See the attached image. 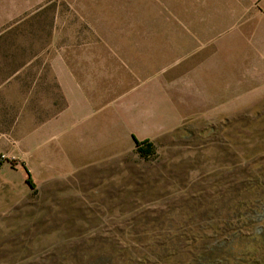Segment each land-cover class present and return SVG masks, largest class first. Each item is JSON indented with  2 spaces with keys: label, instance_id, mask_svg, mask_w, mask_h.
I'll list each match as a JSON object with an SVG mask.
<instances>
[{
  "label": "rangeland",
  "instance_id": "rangeland-1",
  "mask_svg": "<svg viewBox=\"0 0 264 264\" xmlns=\"http://www.w3.org/2000/svg\"><path fill=\"white\" fill-rule=\"evenodd\" d=\"M128 1L4 0L17 13L0 37V87L19 71L22 88L0 91V264H264V36L207 28L204 108L149 156L67 170L29 154V133L62 103L54 86L27 98L28 58L49 76L45 51L101 34L92 16Z\"/></svg>",
  "mask_w": 264,
  "mask_h": 264
},
{
  "label": "crops",
  "instance_id": "crops-1",
  "mask_svg": "<svg viewBox=\"0 0 264 264\" xmlns=\"http://www.w3.org/2000/svg\"><path fill=\"white\" fill-rule=\"evenodd\" d=\"M16 13L0 0V37ZM91 21L108 29L77 46L45 51L49 76L38 71L35 56L22 67L29 100L54 86L62 103L29 133V154L58 155L67 170L128 153L134 139L153 142L201 111L209 75L201 55L213 41L207 28L236 24L242 40L257 41L264 36V0H129ZM15 74L0 91L21 90Z\"/></svg>",
  "mask_w": 264,
  "mask_h": 264
},
{
  "label": "trees",
  "instance_id": "trees-1",
  "mask_svg": "<svg viewBox=\"0 0 264 264\" xmlns=\"http://www.w3.org/2000/svg\"><path fill=\"white\" fill-rule=\"evenodd\" d=\"M134 141V149L133 151L139 155L140 157H147L150 154L153 153V144L152 142L148 141V140H143V141H137V140H133ZM5 163H9L8 161H6ZM4 164V163H2ZM26 172V179H25V183L28 185L29 188H34V184L32 183L31 177L29 175V173L25 170ZM224 249H217L214 250L213 252H215V256L213 257L216 261H221V259L224 257ZM209 256L207 254L205 255H200L199 257V263L198 264H209Z\"/></svg>",
  "mask_w": 264,
  "mask_h": 264
},
{
  "label": "built area",
  "instance_id": "built-area-1",
  "mask_svg": "<svg viewBox=\"0 0 264 264\" xmlns=\"http://www.w3.org/2000/svg\"><path fill=\"white\" fill-rule=\"evenodd\" d=\"M7 160L4 158L3 155L0 154V166L2 165V163H5Z\"/></svg>",
  "mask_w": 264,
  "mask_h": 264
}]
</instances>
